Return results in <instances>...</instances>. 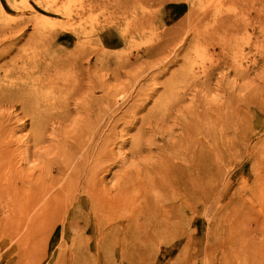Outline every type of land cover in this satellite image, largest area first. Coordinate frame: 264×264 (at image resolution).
I'll list each match as a JSON object with an SVG mask.
<instances>
[{"label":"bare ground","instance_id":"6f19581e","mask_svg":"<svg viewBox=\"0 0 264 264\" xmlns=\"http://www.w3.org/2000/svg\"><path fill=\"white\" fill-rule=\"evenodd\" d=\"M100 1L89 0L88 7ZM249 2L241 0V3ZM209 14L213 13L207 11L198 19L208 21ZM192 15L187 14L183 19L188 32L194 31L192 23L196 17L192 20ZM229 20V23L238 22V18ZM142 23L143 19L137 25ZM112 26L110 22H92L89 29L94 36ZM236 27L220 28L233 33ZM74 32L79 36V30ZM112 33L110 29L105 38L100 37L103 41H96L88 51L78 47L69 55L56 57L43 55L55 39L42 42L35 46L38 51L33 50L20 64L0 69V92L13 90L15 94L1 98L0 102L6 100L11 108L20 103L21 127L26 129L29 125L33 133V138L29 134L25 141L19 142L26 146L21 154L29 165L27 169L16 167L13 157L9 162L4 193L12 212L8 244L39 263L124 262L128 257L123 253L94 255L92 252L119 247L149 253L145 260L141 254L132 256L136 263L155 260L173 264L176 256L187 248L188 240L198 236L203 199L214 203L215 222L207 226V232L219 237V245L229 250L244 251L247 247L252 252L262 251L264 215L259 216L264 211V90L255 87L248 98L238 94L237 103L231 100L233 93L227 91L225 97L229 100L217 104L215 87L209 89L216 73L214 63L210 62L208 70L201 73L195 68L197 59L187 61L183 76L188 87L194 86L189 90L195 93L193 105L187 111L195 117L183 123V134L177 140L169 123L178 120L179 112L175 116H139L159 87L147 92L146 86L140 84L137 96L143 97L142 102L125 111L123 108L136 92L139 80L148 78L150 69L160 66L159 72L150 77L154 84L158 83L166 71L161 66L169 67V57H178L184 48L183 40L168 32L150 43V54L135 52L133 60L118 58L100 67L96 65L93 70L84 67L107 46H119L120 41ZM194 33L189 47L185 48L186 56H191ZM10 44L0 57L11 52L17 44L16 38ZM140 59L145 60L139 68L134 67ZM120 68L126 72L131 68L127 72L132 80L128 83L130 87H106L103 71H111L118 81ZM79 79L77 88H66ZM164 85V95L155 101L157 106L174 105L187 94L184 91L179 96L169 95L168 81ZM203 87L209 92L208 106L200 101ZM99 90L104 91L103 96L96 95ZM191 123H195L192 128ZM62 127L68 128L64 136L59 135ZM253 128L263 138L251 146ZM133 130L135 133L131 134ZM158 136L161 146L156 143ZM31 140L36 148L34 152L29 146ZM43 142H49L51 147L39 148L37 145ZM180 142L182 154H177ZM31 153L35 155L33 160ZM238 166H242L241 175L235 176L232 171ZM109 175H112L110 183ZM17 208L22 211L19 219L14 218ZM251 234L263 239L257 242L250 238ZM207 244L211 248L216 245ZM40 252L47 254L43 256ZM154 253L156 257L152 256ZM215 264H231V260L224 256Z\"/></svg>","mask_w":264,"mask_h":264},{"label":"rangeland","instance_id":"374dc122","mask_svg":"<svg viewBox=\"0 0 264 264\" xmlns=\"http://www.w3.org/2000/svg\"><path fill=\"white\" fill-rule=\"evenodd\" d=\"M39 1L37 3L35 0H0V54L9 49L11 39L16 38L17 43L9 54L0 57V69L10 64H20L33 50L34 52L38 51L35 46L41 45L42 42L50 43L54 41L53 39H55L53 46L43 53L46 57L69 55L71 52L76 51L78 47L88 51L96 41H103L102 38H105L109 30L112 29L111 36L118 38L120 41L119 46L117 45L114 48L107 46L105 51H99L97 55L93 56L90 65L84 64V67L93 70L96 65L100 67V64L116 61L114 59L118 58L120 60L126 58L133 60L135 52L150 54V43L167 36L168 32H172V35L183 40L184 48L176 59L173 56L169 57V67L161 66V70L166 71L163 76L158 78L157 84H154L150 77L159 72L160 69L158 68L160 66L150 69L148 78L139 80L142 83L138 82L135 85L136 92L129 98L123 110H127L137 102H142L141 98L143 97L137 96L140 84L146 86L147 92L151 88L159 87L157 93L147 103L145 110L139 116L145 114L152 116L172 114L175 116L176 112H179L178 120L169 123V126L174 128L173 135L177 140L181 139L183 134L181 129L183 123L195 117L194 114L187 111V108L193 105L192 101L195 100L193 98L195 93L189 90L188 80H185L183 76L187 61L197 59L198 65L195 68H199L201 73L203 70H208L210 62L214 63L216 73L209 89L214 90L215 87V101H217V104H223L229 100V97H225L227 91L233 93L231 100L233 103H237L239 101L238 94L243 93L248 98L249 92L253 88L259 87L260 91L264 90V0H248L251 1L249 3H241V0H101L99 4L92 8L88 7L87 2L89 0ZM207 11L213 13L207 17L209 20H199L198 17ZM187 14H193L192 20L196 17L192 23L193 32H188L185 27L186 22H183ZM230 18H238V22L229 23ZM142 19L144 23L137 25ZM92 22H110L113 23V26L93 36V31L89 29ZM232 25L238 26L233 33L221 31L220 27L231 29ZM183 27L185 28L184 31ZM77 30H79V36L74 32ZM195 31L196 40L191 44V56H186L185 48L189 47ZM68 36L69 38H65ZM100 37L102 38L100 39ZM29 39H31V42H28ZM186 39L187 42L184 43ZM1 40H5V42ZM98 57L103 62L97 60ZM144 60H138L134 67L139 68L141 61ZM120 69V80L118 81L111 71H103L106 74V87L119 85L121 88L130 87L128 83L132 80L127 72L131 68H128L127 72L123 68ZM166 81L169 83V95L179 96L184 91L187 94L174 105L168 103L157 106L155 101L164 95V82ZM78 82L80 83V79L66 88H77ZM191 88H194V86H191ZM207 93H209L208 90L203 87L200 93V101L205 106H208L210 102ZM13 95H15L13 90L0 92V99H7ZM96 95L103 96L104 91L99 90ZM17 97H19V94H17ZM3 101L0 102V264H50L49 262L39 263L26 258L20 249H15L7 242L9 222L12 217L11 208L4 195L6 193L7 174L10 168L9 162L13 157L17 161L16 167L27 169L29 165L26 164L23 159L24 156L21 154L26 146L19 142L25 141L29 134L33 138V133L29 125L26 129L21 127L22 121H19V118L23 114L20 103L11 108L6 100ZM204 123L205 121H202V124ZM194 126L195 123L189 125L190 128ZM67 131V127H62L59 135L64 136ZM134 133L135 130L131 132V134ZM49 134L47 133V135ZM160 138L161 136H158L156 140L158 146L162 145ZM261 138L263 136L257 134L256 129L253 128L250 145L253 146ZM31 142L29 146L31 152H34L36 148L33 146V140ZM37 146L46 150L51 147L49 142H43ZM181 146V142L178 147L176 146L177 154H182ZM128 148L129 146L126 149ZM34 158L35 155L31 153V160ZM41 165H44L43 161ZM241 168L242 166L234 168L232 173L235 176L237 174L240 176ZM247 168L249 169V166ZM111 177L112 175L108 176L109 183ZM213 206L212 201L206 203L205 200H201V229L198 236L192 241L188 240L187 248L176 256L173 264H208L209 261L215 264L218 260H222L224 256L231 260V264H264V249L262 251L257 249L258 252H252L247 247L244 251H240L239 248L229 250L218 244L219 237L215 236V233L209 235L207 226H213L215 222L214 213H212ZM21 214L22 211L17 208L14 218L19 219ZM260 215L259 217L263 218L264 211L260 212ZM249 231L251 233V228H249ZM187 234H190V228H187ZM250 238L256 239L257 242L263 239L260 235L252 236V234ZM209 242L210 245L215 242V247H206ZM223 251L225 252L222 253ZM71 252L78 253V250H72ZM92 252L94 255H113L116 252V254L123 253L124 256L128 257L124 262L104 264H168L165 262L158 263L155 260L136 263L132 256L137 257L141 254L145 260V256H148L149 253H142L133 249L121 250L118 247L117 250L106 248L101 249V251L94 249ZM40 254L44 256L47 252H40ZM152 256L156 257L157 255L154 253Z\"/></svg>","mask_w":264,"mask_h":264}]
</instances>
